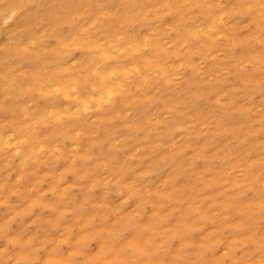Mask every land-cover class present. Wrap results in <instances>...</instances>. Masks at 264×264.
I'll return each instance as SVG.
<instances>
[{
    "label": "rangeland",
    "instance_id": "rangeland-1",
    "mask_svg": "<svg viewBox=\"0 0 264 264\" xmlns=\"http://www.w3.org/2000/svg\"><path fill=\"white\" fill-rule=\"evenodd\" d=\"M62 1L32 31L13 25L19 0L0 22V264H264V0H144L131 19L83 0L73 26ZM120 32L159 42L164 74L140 85V51L112 47L124 102L75 107L91 81L77 43L95 56Z\"/></svg>",
    "mask_w": 264,
    "mask_h": 264
},
{
    "label": "bare ground",
    "instance_id": "bare-ground-1",
    "mask_svg": "<svg viewBox=\"0 0 264 264\" xmlns=\"http://www.w3.org/2000/svg\"><path fill=\"white\" fill-rule=\"evenodd\" d=\"M1 1V0H0ZM16 0H10L9 2L1 1L0 6V22L5 18L6 9L12 7ZM21 5L24 6L23 12H17L15 18L13 20V25L21 24L25 26L29 30L37 29L39 26V19H41V15L43 12V8L50 7V2L53 0H19ZM83 0H64L62 1V5H59V8L62 10V15L67 17V24L73 26V18H77L80 16V9L77 7L79 2ZM109 1L111 0H104V5L109 6ZM144 0H116L120 5L127 6L130 10L127 13V17L130 19L137 16L142 15L143 6L145 5ZM7 4V5H5ZM53 12H55L54 7ZM198 12L200 14L208 13L207 8L198 7ZM177 17H179L177 15ZM211 25L205 26L203 29L195 28V29H187L176 27L175 29V39L177 42H193L195 39L201 40L204 38L205 40L210 39L211 36ZM202 28V27H201ZM81 30V28H79ZM76 28L72 27V31H70L68 37H78L80 32ZM3 32L2 27L0 26V40H1V33ZM35 33V32H33ZM123 32L119 33V36L115 37L114 34H109L108 43L111 45L106 52H98L97 55L91 56L90 51L97 48L96 42L94 40H90L86 43H77L80 49L81 55L78 61V66L82 67V71L85 76L91 78V81H87L84 86L80 85V95L78 97V101L75 104V107H79L86 102V97L91 96L96 101L98 106L101 105V101L103 96L107 95L108 92H111V95L114 96L116 99V103L122 104L124 102V95L122 93V82L124 79L127 78V64L122 62L111 61L112 56L110 54L109 49L114 47L117 49L125 50V52H129L135 54V52H139L140 58L139 62L143 64V70L141 74L136 78L137 82L141 85H150L153 82L151 78V68H155V70L159 71V73L164 74V69L161 65L155 66L157 62L162 60L167 56L165 55V50H163L162 45L156 41H147L146 44L140 42L138 38L134 36H129ZM134 35V34H133ZM65 38V39H67ZM67 40L61 42L60 47L62 48L65 46ZM146 46L144 51H141V48ZM0 49L3 51L5 48L3 44H0ZM47 52L49 50H46ZM104 51V50H103ZM60 50H57V55L60 54ZM49 60V58H48ZM47 61V60H46ZM41 62L37 65L39 66ZM62 70V69H61ZM93 75H96L93 76ZM112 76V77H110ZM93 77V78H92ZM36 83V80L33 79ZM7 83V82H6ZM58 88L61 94L67 96L66 85L62 82H59ZM139 85V86H140ZM143 86V85H142ZM40 94L43 98H46L48 95L47 90L43 89L40 91ZM44 114H39L37 119H43ZM24 128V129H23ZM24 130L27 132L29 130L28 127H22L19 132ZM167 134V128L165 130ZM163 133V134H165ZM106 141V140H105ZM259 205H263L261 202L258 203ZM142 249L137 247L135 250V254L140 256L142 254Z\"/></svg>",
    "mask_w": 264,
    "mask_h": 264
}]
</instances>
